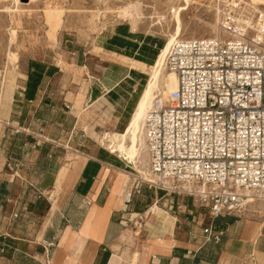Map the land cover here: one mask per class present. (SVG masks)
I'll list each match as a JSON object with an SVG mask.
<instances>
[{
	"label": "crops",
	"instance_id": "0c3cea01",
	"mask_svg": "<svg viewBox=\"0 0 264 264\" xmlns=\"http://www.w3.org/2000/svg\"><path fill=\"white\" fill-rule=\"evenodd\" d=\"M156 48L120 23L97 52L70 41L60 62L20 57L2 77L0 264H264V204L211 221L191 196L145 183L124 204L138 172L100 144L96 120L110 108L116 129L132 116L147 82L141 92L124 58L150 65Z\"/></svg>",
	"mask_w": 264,
	"mask_h": 264
},
{
	"label": "built area",
	"instance_id": "2783aa9c",
	"mask_svg": "<svg viewBox=\"0 0 264 264\" xmlns=\"http://www.w3.org/2000/svg\"><path fill=\"white\" fill-rule=\"evenodd\" d=\"M216 1L219 34L179 39L167 54L178 86L156 97L145 126L158 181L136 178L126 205L140 183L193 197L211 221L243 213L250 196L264 201V13L251 19L249 5ZM180 184L188 187L178 190ZM204 233L220 240L212 222Z\"/></svg>",
	"mask_w": 264,
	"mask_h": 264
},
{
	"label": "rangeland",
	"instance_id": "374dc122",
	"mask_svg": "<svg viewBox=\"0 0 264 264\" xmlns=\"http://www.w3.org/2000/svg\"><path fill=\"white\" fill-rule=\"evenodd\" d=\"M245 1L251 8L257 6L264 11V5L259 4L264 0ZM216 2L200 0L183 11L182 39L215 36V30L208 24L216 21ZM181 3L182 0H0V80L5 74L13 73L20 57L24 58V62L28 57H57V62H60L70 41L97 52L98 46L107 37L112 26L120 23L131 25L130 20L119 13L130 4H138L142 14L136 30L166 43L169 33L174 30V21H171L172 9ZM247 4L241 2L242 7ZM225 8L226 3H222V11ZM148 77L147 73H142L141 92ZM75 85L80 91H85L87 87L86 82L78 77ZM98 114L96 123L99 135L123 132L131 117L125 116L114 129L110 108L102 109ZM132 166L135 168L134 163ZM133 172L137 174V169ZM187 187L180 184L178 190ZM193 200L195 202L194 198ZM261 203L264 201L255 198L251 205Z\"/></svg>",
	"mask_w": 264,
	"mask_h": 264
},
{
	"label": "bare ground",
	"instance_id": "6f19581e",
	"mask_svg": "<svg viewBox=\"0 0 264 264\" xmlns=\"http://www.w3.org/2000/svg\"><path fill=\"white\" fill-rule=\"evenodd\" d=\"M198 1L200 0H182V3L180 5L172 9L171 19L173 20L171 21H174V30L172 33H169L166 43L159 51L153 64L146 65L131 59L124 58L129 62V65L131 67L137 68L142 72L148 74L149 77L147 84L142 93V96L140 97L139 103L126 126V129L123 132L105 133L102 136L96 137L101 144L106 145L107 147L110 148V150L116 151L119 154L124 155L128 159L133 161L135 168L137 169L138 172L136 178L137 177L142 178L150 182L158 181L157 176H155L151 172L149 166V150L147 146L146 128H145L146 116L158 95L162 97H167L178 86L177 75L173 72L167 71L166 57L173 43L179 39H182L181 36L183 31V22L181 16L183 11L188 10V8L192 4H195ZM235 1H237L238 3L243 2L247 4L245 0H234V2ZM259 4L264 5V2H260ZM216 8L218 11L216 14V21L213 24L212 23L208 24L210 27H212L215 30L216 33L215 36L219 34V23H220V15H219L220 9L218 7L217 2H216ZM56 11L58 10L56 9ZM255 12L264 13V11L258 9L257 6H253L251 12L252 14L251 19H253ZM119 13L120 16L128 18L130 20L133 30L138 29L139 23L142 19V14L140 13L138 4H130L126 8L119 11ZM163 19L165 20L166 18L163 16ZM235 21L240 22V19L237 18L235 19ZM14 39L15 36L13 35L12 40ZM165 183L170 184L169 181H165ZM249 199H250L249 200L250 204L254 203L255 198L253 196H250ZM155 209L157 208L155 207Z\"/></svg>",
	"mask_w": 264,
	"mask_h": 264
},
{
	"label": "trees",
	"instance_id": "16d2710c",
	"mask_svg": "<svg viewBox=\"0 0 264 264\" xmlns=\"http://www.w3.org/2000/svg\"><path fill=\"white\" fill-rule=\"evenodd\" d=\"M155 39V38H154ZM156 40V39H155ZM156 44H157V48L155 49V51L153 52L154 57L157 56V54L159 53V51L161 50V48L163 47V45L165 44L164 42H159L158 40H156ZM151 65V64H150Z\"/></svg>",
	"mask_w": 264,
	"mask_h": 264
}]
</instances>
